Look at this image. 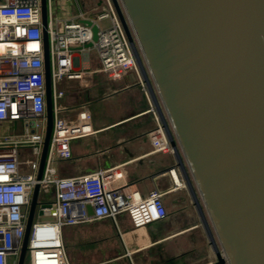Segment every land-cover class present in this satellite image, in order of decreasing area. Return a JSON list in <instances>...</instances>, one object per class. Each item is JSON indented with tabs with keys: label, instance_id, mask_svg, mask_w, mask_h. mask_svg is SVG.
I'll return each instance as SVG.
<instances>
[{
	"label": "water",
	"instance_id": "water-1",
	"mask_svg": "<svg viewBox=\"0 0 264 264\" xmlns=\"http://www.w3.org/2000/svg\"><path fill=\"white\" fill-rule=\"evenodd\" d=\"M111 1L176 166L221 246L215 264H264V0ZM41 20L47 127L37 178L52 128L46 0ZM82 23L96 41L97 25ZM38 190L17 264H24Z\"/></svg>",
	"mask_w": 264,
	"mask_h": 264
},
{
	"label": "built area",
	"instance_id": "built-area-1",
	"mask_svg": "<svg viewBox=\"0 0 264 264\" xmlns=\"http://www.w3.org/2000/svg\"><path fill=\"white\" fill-rule=\"evenodd\" d=\"M102 2L104 7L91 19L98 27L93 42L81 11L62 21L54 17L53 0H46L52 128L37 178L47 127L41 0H0V264H17L36 185L38 216L31 223L24 264H70L61 237L64 227L116 222L125 215L138 230L167 216L166 192L152 189L141 195L120 165L71 177L59 176L56 168L58 161L70 159L71 141L96 132L87 108L78 110L73 121L61 117L57 102L65 97L62 82L73 80L87 88L96 75L116 80L137 71L112 1ZM70 3L79 5L78 0ZM103 20L108 21L105 27L99 24ZM89 50L96 54L94 69L84 67ZM149 139L153 153L174 154L160 122ZM168 172L178 187L175 169ZM41 194L49 198L41 200Z\"/></svg>",
	"mask_w": 264,
	"mask_h": 264
},
{
	"label": "crops",
	"instance_id": "crops-1",
	"mask_svg": "<svg viewBox=\"0 0 264 264\" xmlns=\"http://www.w3.org/2000/svg\"><path fill=\"white\" fill-rule=\"evenodd\" d=\"M78 1V6L72 5L69 0H65L63 4L58 2L54 6V17L64 21L76 17V13L81 11L84 20H91L104 7L102 0ZM90 56L93 60H90ZM87 57L84 67L96 68L98 62L95 52L89 50ZM99 76L93 77L90 86ZM101 77L104 81L114 82L121 87L117 96L125 98L127 93L138 94L141 104L137 101V106H123L121 102L124 100L120 97L118 105L113 107L111 103L105 102L103 106H110L109 112H123L110 121L93 122L90 111L95 134L71 141L70 159L57 162L67 163L70 174H62L60 164L59 167L56 166L58 174L61 177L87 175L120 165L127 181L134 182L141 195L148 194L152 189L166 192L163 201L168 212L165 219L138 230L132 229L125 215L118 216L116 222L103 219L63 228L61 237L69 263L215 264L216 250L222 253L216 234L213 230L208 233L198 231L199 225L192 212L185 210L188 193L185 197L182 184L175 187L168 172L174 168L179 178L175 155L153 153L148 136L151 130L142 131L139 129L141 124L135 123L152 112L143 95L132 90L137 83L127 75L113 81ZM65 86L71 91L86 89L73 80H68ZM149 96L152 100L150 93ZM135 124L139 126L138 129ZM143 126L144 123L140 128ZM135 129L142 132L138 133Z\"/></svg>",
	"mask_w": 264,
	"mask_h": 264
},
{
	"label": "rangeland",
	"instance_id": "rangeland-1",
	"mask_svg": "<svg viewBox=\"0 0 264 264\" xmlns=\"http://www.w3.org/2000/svg\"><path fill=\"white\" fill-rule=\"evenodd\" d=\"M58 2L60 4H63L65 2V0H53L54 6H56ZM99 24L101 27H105L108 25V21L103 20ZM90 60H93L92 56H90ZM143 66H144V71L146 72L147 81L149 82L150 87L153 90V93L155 95V99H156L157 104L159 106V110L161 111L165 121L168 124V119L165 115V112H164V109L161 105L159 97L155 91L151 77L147 71L145 64H143ZM126 75H127V77H132L134 79L135 83H137V84H135L136 88H134L132 90L143 95L146 103L149 104L150 109L152 110V112H151V114H149V116H145L141 119L136 120L135 123L137 125H138V123H139V125L140 124L142 125V123H144V126L142 128H140L141 125L139 127V126H136V124H135V126L137 127V129L139 127V129L142 131L144 129L145 130H152L160 122L159 118H158V111H157L158 107L156 108V104L154 105L152 103V100H151L149 93H148L149 87L141 75V71H140L139 66L137 65V71L136 72L135 71H129V72H127ZM139 78L141 79V83L138 82ZM67 83H68V80H64L62 82V88L65 92V97L59 99L57 102L58 106L61 109H63L62 113H61V117L67 121H73L75 118V113L78 110H80L81 108H87L92 112L93 122L103 121V120L110 121L114 118V116H116L118 114H123V112H120V113L116 112V111L109 112L110 106H107V108H106V105H105V107L103 105L105 102L111 103L112 107L115 105H118V99H119L118 97H120V99L124 100L123 102H121L123 106L124 105H127L129 107L137 106V105H135L137 103V101H138V104H141L140 96L138 94L127 93V94H125V98L121 97V96H117L120 93L118 91L121 89V87H118L117 85H115L114 82L104 81L101 76H99V78L97 80L93 81L92 86L87 87L86 89H82V90L79 89V90L71 91L70 88H65L66 87L65 85ZM114 86H116V87H114ZM115 92H118V94H113ZM113 96L115 98H113ZM110 98L111 99L113 98L112 99L113 101ZM101 100H105V101L102 102ZM107 101H109V102H107ZM148 120H150V122ZM168 126H169V124H168ZM169 128H170V126H169ZM137 129H135V130L138 133L142 132V131H139ZM170 130H171V128H170ZM148 134H149V132H148ZM59 164H60V170H62L61 171L62 174H64V175L70 174L69 165L67 163H56V166L59 167ZM178 171H179V179H181L180 184H182V186H183V191L185 193V197L187 196V193L190 196V198H188L189 196H187V201H185V204H184L185 210L189 209L192 212V214L194 216L193 218L195 219V221H197V224L199 225L198 231H205L206 233L212 231V227L209 223V220H208L207 215L204 211V208H203V205L199 199V196L196 192V189L194 188L196 196H197L198 201H199L198 202L199 205H197L195 203L191 192L187 189L186 183L183 180V175H182L181 169H178ZM42 195H43V198H42ZM40 196H41V200L49 198L48 194H45V195L41 194ZM167 212H168V210H167ZM37 216H38V214L36 213V210H35L33 220H36Z\"/></svg>",
	"mask_w": 264,
	"mask_h": 264
},
{
	"label": "bare ground",
	"instance_id": "bare-ground-1",
	"mask_svg": "<svg viewBox=\"0 0 264 264\" xmlns=\"http://www.w3.org/2000/svg\"><path fill=\"white\" fill-rule=\"evenodd\" d=\"M176 179H177L178 183L180 184V180L178 179L177 175H176Z\"/></svg>",
	"mask_w": 264,
	"mask_h": 264
}]
</instances>
